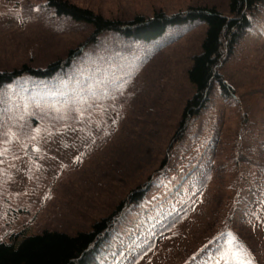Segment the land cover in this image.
Segmentation results:
<instances>
[{
    "label": "rangeland",
    "instance_id": "374dc122",
    "mask_svg": "<svg viewBox=\"0 0 264 264\" xmlns=\"http://www.w3.org/2000/svg\"><path fill=\"white\" fill-rule=\"evenodd\" d=\"M46 1L0 0V71L43 69L87 43L53 74L24 72L0 87V239L87 230L152 178L139 205L119 219L123 237L108 264L131 256L128 249L148 226L142 220H161L183 198L192 201L183 223L156 232L151 248L130 264H232L231 256L221 260L225 248L264 264V220L247 224L238 210L250 194V170L260 165L254 158L264 152V5L222 67L235 94L212 96L168 151L194 92L188 70L207 24H169L152 39L114 30L89 39L92 24L59 15ZM70 1L123 19L191 5L230 13V0ZM208 157L214 168L203 191L178 187Z\"/></svg>",
    "mask_w": 264,
    "mask_h": 264
},
{
    "label": "trees",
    "instance_id": "16d2710c",
    "mask_svg": "<svg viewBox=\"0 0 264 264\" xmlns=\"http://www.w3.org/2000/svg\"><path fill=\"white\" fill-rule=\"evenodd\" d=\"M46 4L59 15L65 14L92 24L93 30L89 39H96L98 34L105 30H114L129 37L152 39L162 34L169 24L192 19H200L207 24L201 52L193 56V63L188 70L194 92L182 111L178 128L168 146L169 151L174 142H177L175 140L184 138L190 120L207 108L212 96L217 93L230 98L235 94L234 87L224 77L222 67L235 51L239 40L252 27L255 14L264 5V0H230L229 14L222 13L215 6L191 5L174 13L157 10L151 15L137 13L127 19L105 17L100 12L82 7L70 0H47ZM86 43L70 48L64 58L54 60L43 69L24 65L19 69L0 71V87L24 72L39 76L53 74L59 68L68 66L82 52ZM256 157L255 159L253 156L255 161L257 159L260 161V165H253L250 170V194L242 198L238 208L243 219L250 225L253 220L255 223L264 220V152ZM165 161V159L162 161V166ZM190 165V162L185 164L186 168ZM213 168L210 157L205 163L203 161L193 164L189 168L191 171L189 170V173L180 180L178 187L184 188L189 185L190 192L201 193L211 178ZM150 185H153L152 178L131 189L110 213L94 221L87 230H79L75 234L44 230L22 237H18L17 233L11 235L8 240L0 239V264H108L112 259L110 257L114 245L123 237V232L117 229L119 219L132 205L134 207L139 205L137 203L149 191ZM191 205V198H183L180 206H172V212H162L158 216L161 220L157 218L142 220L140 225L143 227L144 224H148L147 229L144 230L143 236L134 240L133 246L128 249L131 256H124L123 264H130L131 261L133 263L137 257L151 248L156 232L180 226L188 216ZM225 243L226 238H221L216 242L214 251H219Z\"/></svg>",
    "mask_w": 264,
    "mask_h": 264
},
{
    "label": "snow or ice",
    "instance_id": "6c2138e0",
    "mask_svg": "<svg viewBox=\"0 0 264 264\" xmlns=\"http://www.w3.org/2000/svg\"><path fill=\"white\" fill-rule=\"evenodd\" d=\"M231 256L232 257V264H251L250 261H244L239 258L236 252H233L229 248H225L224 252L221 255V260H224L225 257ZM214 264H219V262H214Z\"/></svg>",
    "mask_w": 264,
    "mask_h": 264
}]
</instances>
